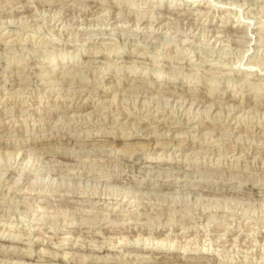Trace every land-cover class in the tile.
<instances>
[{
  "label": "rangeland",
  "instance_id": "374dc122",
  "mask_svg": "<svg viewBox=\"0 0 264 264\" xmlns=\"http://www.w3.org/2000/svg\"><path fill=\"white\" fill-rule=\"evenodd\" d=\"M0 264H264V0H0Z\"/></svg>",
  "mask_w": 264,
  "mask_h": 264
},
{
  "label": "bare ground",
  "instance_id": "6f19581e",
  "mask_svg": "<svg viewBox=\"0 0 264 264\" xmlns=\"http://www.w3.org/2000/svg\"><path fill=\"white\" fill-rule=\"evenodd\" d=\"M156 144V143H155ZM152 239V238H151Z\"/></svg>",
  "mask_w": 264,
  "mask_h": 264
}]
</instances>
